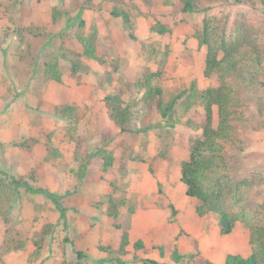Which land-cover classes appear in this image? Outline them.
<instances>
[{"label":"rangeland","instance_id":"1","mask_svg":"<svg viewBox=\"0 0 264 264\" xmlns=\"http://www.w3.org/2000/svg\"><path fill=\"white\" fill-rule=\"evenodd\" d=\"M212 6L204 13H185L180 0H151L149 5L143 0H0V251L19 245L4 256L5 264H115L126 231L128 264L148 259L191 264L193 254L224 264L230 254L258 253L251 229L264 223L262 68L246 63L231 81L233 96H241L243 103L237 109L241 117L245 114L240 135L246 153L238 155L246 161L219 170L210 180L232 201L243 195L229 235L221 233L217 214L198 213L196 199L182 182L181 163L202 139L201 132L183 123L167 125L156 99L150 101L146 89L136 84L146 68L160 73L152 86L162 87L167 101L194 84L200 90L218 85L215 74L206 75L208 55L221 59L224 37L234 34L222 37L218 21L228 17L231 31L242 23L264 27V0ZM56 7L70 13L61 23L52 18ZM115 9L130 15L133 37L122 17L112 16ZM79 12L87 32L97 33L100 61H84L87 66L74 76L62 62L63 81L46 82L35 71L37 51L22 43L16 26L48 34L75 26L66 31L71 38ZM158 25L167 30L165 35L156 31ZM107 96L122 98L128 132L109 118ZM65 104L77 107L74 122L56 115ZM194 111L202 114L204 109ZM219 121L214 106V128ZM106 149L114 158L108 171L102 160ZM246 176L256 184L238 189ZM27 186L58 196L68 222L51 199ZM111 197L124 203L117 220L109 218ZM139 241L148 253L135 250ZM175 250L186 258L176 263Z\"/></svg>","mask_w":264,"mask_h":264},{"label":"trees","instance_id":"2","mask_svg":"<svg viewBox=\"0 0 264 264\" xmlns=\"http://www.w3.org/2000/svg\"><path fill=\"white\" fill-rule=\"evenodd\" d=\"M91 0H85V4ZM247 0H180L182 12L185 13H204L212 9V5L218 3H227L233 5L246 4ZM151 0H143V3L149 5ZM115 18L122 17L126 29L133 37L131 17L126 12L115 9L112 13ZM70 13L67 8L54 9L52 18L57 23L69 17ZM73 37L66 33L67 29H73L75 26H68L56 34H48L39 28L27 27L21 28L16 26L18 38L29 48H35L34 61H36V72L40 78L46 82L54 81L61 83L64 77V65L71 75H77L87 65L84 61H100L97 52V33L87 32L86 20L83 13L79 12L74 17ZM228 17L218 21L217 30L222 37L234 32L229 40L225 37L222 41L224 56L219 59L216 54L210 52L208 55V67L206 75L211 77L216 75L215 79L218 85L210 89L200 90L194 84L190 90H180L177 94L173 93L170 100L164 89L159 86H152L153 79L161 76L160 73H152L150 69L143 70L142 76L136 84L147 91L146 98L156 99V109L167 125H176L183 123L188 128L201 132L202 139H197L191 147V153L188 159L181 163L182 182L186 187V193L189 197L196 199L197 211L200 215L208 212L217 214L220 231L223 235H229L233 232L236 222L240 216L239 202L242 201L243 195L235 198V201L228 199L223 194V189L215 190V184L210 182L212 176L219 170H226L230 165H240L246 158H241L238 152L246 153V141L240 135L241 123H244L239 115L238 109L243 108L241 96H233V85L231 81L241 71L246 64H253L262 68L264 72V27H252L247 23L237 25L233 31L229 30ZM156 31L165 35L167 30L161 25L157 26ZM205 45L208 41H205ZM43 59V62L40 60ZM213 73V74H212ZM238 92H240L238 90ZM239 94V93H238ZM109 118L120 128L122 133L128 132L130 119L123 107V100L119 96H107L105 98ZM219 108V125L213 126V107ZM201 107L204 112L194 111ZM238 108V109H237ZM180 109L183 114H180ZM77 107L65 104L56 109V115L60 118H69L73 122L77 114ZM177 116V118H176ZM176 118V119H175ZM175 119V120H174ZM246 121V120H245ZM0 144V150L2 148ZM102 160L104 171L113 167L114 158L109 150H102ZM241 166V165H240ZM259 176V175H258ZM256 184L254 178L246 176L241 179L238 189L252 187ZM28 190L36 194L47 196L56 205L61 213L64 222H68L66 208L63 207L58 196L48 189L34 188L27 186ZM109 218L117 220L120 217V209L123 207V201L111 197ZM134 213V210H131ZM119 227V226H118ZM9 237V236H8ZM10 239V238H9ZM69 241V240H67ZM251 241L258 248V253L249 257L230 254L227 256L224 264H264V223H257L251 229ZM8 244H6L7 246ZM21 245V244H20ZM19 246V245H18ZM14 243L9 244L5 249L0 251V262L5 264V255L14 249H18ZM129 233H123L121 247L117 252L115 264H128ZM135 250H142L148 253L145 244L139 241L134 246ZM80 257H85L79 252ZM186 257L181 255L177 250L173 252V260L179 263ZM191 264H215L204 257L193 254L189 256ZM145 264H162L156 260H142Z\"/></svg>","mask_w":264,"mask_h":264}]
</instances>
